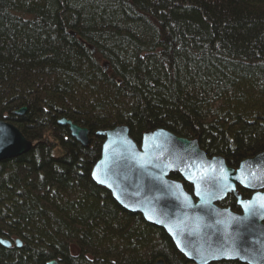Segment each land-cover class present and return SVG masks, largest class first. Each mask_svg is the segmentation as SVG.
Listing matches in <instances>:
<instances>
[{
	"label": "trees",
	"instance_id": "obj_1",
	"mask_svg": "<svg viewBox=\"0 0 264 264\" xmlns=\"http://www.w3.org/2000/svg\"><path fill=\"white\" fill-rule=\"evenodd\" d=\"M0 120L32 142L0 162V264H188L91 179L96 132L163 128L231 167L263 152L264 0H0Z\"/></svg>",
	"mask_w": 264,
	"mask_h": 264
},
{
	"label": "water",
	"instance_id": "obj_2",
	"mask_svg": "<svg viewBox=\"0 0 264 264\" xmlns=\"http://www.w3.org/2000/svg\"><path fill=\"white\" fill-rule=\"evenodd\" d=\"M24 112L25 107L14 111ZM58 124L67 126L81 145L89 144L86 127L65 117ZM96 134L103 142L91 179L121 208L161 228L188 264L220 260L264 264V151L234 168L221 155H207L197 139L163 128L144 132L139 143L130 137L127 125ZM31 147L14 124L0 120V162ZM237 188L250 196L242 197ZM227 195L235 197L237 211L219 205ZM14 243L22 245L18 239ZM0 244L11 246L8 239ZM45 264L64 263L51 259ZM153 264L166 263L158 259Z\"/></svg>",
	"mask_w": 264,
	"mask_h": 264
},
{
	"label": "flooded vegetation",
	"instance_id": "obj_3",
	"mask_svg": "<svg viewBox=\"0 0 264 264\" xmlns=\"http://www.w3.org/2000/svg\"><path fill=\"white\" fill-rule=\"evenodd\" d=\"M225 162H226V161H225ZM226 164H227V163H226ZM230 167H231V166H230ZM236 167H237V166H236ZM234 168H235V167H234ZM237 189H238L239 191L243 190V189H241V188H237ZM190 191H191V189H190ZM243 192H244V193H241V192H240V194H241L242 197H249L250 194H251V192H248V191H246V190H243ZM228 196H231V197H233V198L235 199V197H234L233 195H227V197H228ZM227 197H226V198H227ZM226 198H225V199H226ZM225 199H224V200H225ZM221 202H222V201H221ZM235 202H236V199H235ZM219 205H221V203H220ZM236 206H237V205H236ZM237 208H238V207H237Z\"/></svg>",
	"mask_w": 264,
	"mask_h": 264
},
{
	"label": "bare ground",
	"instance_id": "obj_4",
	"mask_svg": "<svg viewBox=\"0 0 264 264\" xmlns=\"http://www.w3.org/2000/svg\"><path fill=\"white\" fill-rule=\"evenodd\" d=\"M92 167H93V166H92ZM91 170H92V169H91ZM1 239H7V238H5V237H1L0 240H1ZM16 239H18V238H16ZM18 240H20V239H18ZM9 241L11 242V240H9ZM14 241H15V240H14ZM20 241H21V240H20ZM55 260H57V259H55ZM48 261H49V260H48ZM57 261H59V260H57ZM59 262H60V261H59ZM61 263H62V262H61ZM64 264H65V263H64Z\"/></svg>",
	"mask_w": 264,
	"mask_h": 264
}]
</instances>
